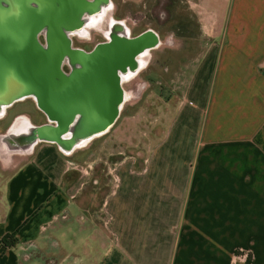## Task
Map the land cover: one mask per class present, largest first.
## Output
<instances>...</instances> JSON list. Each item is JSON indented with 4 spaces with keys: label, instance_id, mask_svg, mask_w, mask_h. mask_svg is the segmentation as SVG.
Instances as JSON below:
<instances>
[{
    "label": "crops",
    "instance_id": "crops-1",
    "mask_svg": "<svg viewBox=\"0 0 264 264\" xmlns=\"http://www.w3.org/2000/svg\"><path fill=\"white\" fill-rule=\"evenodd\" d=\"M193 4L204 46L145 156L90 183L54 144L0 142V264L27 262L55 231L65 239L78 213L103 227V254L87 264H264V0ZM20 118L44 124L18 113L0 137ZM102 183L111 196L97 210Z\"/></svg>",
    "mask_w": 264,
    "mask_h": 264
},
{
    "label": "water",
    "instance_id": "water-1",
    "mask_svg": "<svg viewBox=\"0 0 264 264\" xmlns=\"http://www.w3.org/2000/svg\"><path fill=\"white\" fill-rule=\"evenodd\" d=\"M110 0H0V119L32 99L46 123H24L0 137L10 152L40 142L70 156L104 136L125 102L122 77L139 72L138 58L161 45L153 30L131 36L116 21L90 51L72 46ZM70 70L64 72L63 66Z\"/></svg>",
    "mask_w": 264,
    "mask_h": 264
},
{
    "label": "rangeland",
    "instance_id": "rangeland-1",
    "mask_svg": "<svg viewBox=\"0 0 264 264\" xmlns=\"http://www.w3.org/2000/svg\"><path fill=\"white\" fill-rule=\"evenodd\" d=\"M193 2L197 0H111V10L106 18L122 22L132 37L145 30H153L158 34L161 45L148 53L143 70L123 82L126 101L114 127L69 157L72 167L77 169L72 171L75 179L81 176V180L91 183L102 179V176L104 178L109 169L125 157H135L137 153L145 156L144 148H151L154 135L166 132L185 93L192 65L204 46ZM105 38L106 33L94 29L88 37L75 35L73 43L75 47L89 51ZM18 113L25 114L33 124L46 122L34 101L27 99L6 110L5 119L0 121V132L6 130ZM144 138L148 139L146 143ZM119 149L125 155L110 156ZM101 187L97 210L111 196L107 193L108 185L102 183ZM78 216L79 213L73 216L65 239L57 231L51 233L45 247L30 253L27 262L21 258L20 264H87L101 257L105 241L96 235V231L101 232L102 225L98 223V230L97 226L91 225L88 216L80 222ZM83 229L86 231L81 233ZM103 231L106 236V230ZM85 240L88 245H82Z\"/></svg>",
    "mask_w": 264,
    "mask_h": 264
},
{
    "label": "bare ground",
    "instance_id": "bare-ground-1",
    "mask_svg": "<svg viewBox=\"0 0 264 264\" xmlns=\"http://www.w3.org/2000/svg\"><path fill=\"white\" fill-rule=\"evenodd\" d=\"M111 10V7H109L108 9H104L103 13L101 15L95 16L94 18H92L90 20V22L87 24V26L84 28V30L82 31V33L77 34L83 37H88L89 33L91 30H99V31H103L104 33H108V31L110 30V27L112 26V24H114L116 21H114L111 18H106L108 12ZM148 57V53L144 54L143 56L141 55L138 58L139 61V71L143 70L145 68V66L147 65V61L146 58ZM134 76L132 75H128V76H124L122 77L123 82L126 80H129L130 78H132ZM126 97V94H125ZM126 101V99H125ZM23 119L21 121V123L16 124L14 126L13 129H18L19 127H21L24 123H27L25 121V118H20V120Z\"/></svg>",
    "mask_w": 264,
    "mask_h": 264
},
{
    "label": "trees",
    "instance_id": "trees-1",
    "mask_svg": "<svg viewBox=\"0 0 264 264\" xmlns=\"http://www.w3.org/2000/svg\"><path fill=\"white\" fill-rule=\"evenodd\" d=\"M15 235H16V233L4 237V239L2 240V243H1V244H2L4 247H8V246H9L8 244H11V246H13V245H12V242H13V240H14Z\"/></svg>",
    "mask_w": 264,
    "mask_h": 264
},
{
    "label": "flooded vegetation",
    "instance_id": "flooded-vegetation-1",
    "mask_svg": "<svg viewBox=\"0 0 264 264\" xmlns=\"http://www.w3.org/2000/svg\"><path fill=\"white\" fill-rule=\"evenodd\" d=\"M110 1H111V0H110ZM145 31H146V30H145ZM73 38H74V37H72V46H73L74 48H77V49H80V50H84L83 48L75 47V46H74ZM104 41H105V40H104ZM159 47H160V46H159ZM159 47H158V48H159ZM156 49H157V48H156ZM154 50H155V49H154ZM84 51H87V50H84ZM89 51H90V50H89ZM151 51H152V50H151ZM151 51H150V52H151ZM63 70H64V72L68 73L69 70H70V68H69L68 65L65 64V65L63 66ZM139 72H140V71H139ZM139 72H138V73H139ZM138 73H137V74H138ZM137 74H136V75H137ZM136 75H135V76H136ZM135 76H134V77H135ZM134 77H133V78H134ZM45 119H46V118H45ZM45 123H46V122H45Z\"/></svg>",
    "mask_w": 264,
    "mask_h": 264
}]
</instances>
